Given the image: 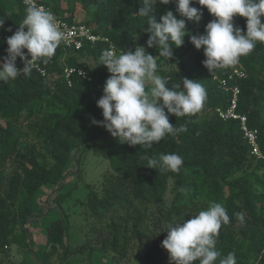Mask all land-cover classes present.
Listing matches in <instances>:
<instances>
[{"label":"trees","instance_id":"1","mask_svg":"<svg viewBox=\"0 0 264 264\" xmlns=\"http://www.w3.org/2000/svg\"><path fill=\"white\" fill-rule=\"evenodd\" d=\"M14 1L15 5H9L0 0V17L5 20L4 28L0 29V59L7 55L6 39L14 34L25 15V7ZM58 1H52L54 11L75 22L74 11L68 17L60 14ZM71 1L81 5L88 16L83 22L94 28L95 33L108 37L116 53L122 49L134 51L135 37L139 34L141 43L147 47L146 18L136 15L140 0ZM191 6L201 8L198 4ZM165 9L179 15L174 3H157L154 8L157 22L159 13ZM202 12L199 23L186 21L188 31L197 36L214 19L206 8ZM233 22L246 32L245 18L237 16ZM9 28L11 32L7 31ZM108 48L104 42L85 43L78 51L57 48L48 63L42 62L47 76L33 70L28 78L0 84V120L6 122V126L0 124V253L14 244L32 252L28 230L29 224L37 220L32 217L41 189L46 186L60 190L70 172L69 162L74 160L80 165L93 142L111 136L91 123L93 118L103 119L96 102L102 97L110 74L106 67L99 66V57ZM147 50L153 57L158 56L155 48ZM173 52L170 61L157 57L160 66H168L158 72L167 79L170 88L184 78L199 81L207 92L202 110L193 117L170 116V124L177 127L186 124L188 130L176 137L166 136L150 149L127 144L110 148L102 190L90 188L84 203L96 222L90 233L93 232L98 248L86 243L71 250L63 215L46 227L47 249L41 257L36 256L40 264H56L55 259L60 264H73L72 256L85 250L97 252L103 258L111 254L112 264H120L129 257L139 264H170L169 257L163 260L161 247L166 232L151 245L147 243L153 208L158 211L155 227L161 232L174 219H191L209 201L221 203L230 217V223L222 226L217 237L216 247L222 255L235 252L237 264H264V165L251 155L239 122L224 120L218 113L227 109L230 100V93L221 82L242 65L246 77L229 80V84L239 86L238 112L248 117L250 127L258 128L264 152V44L257 43L238 63L212 73L203 66V50L195 49L188 36ZM85 57L93 65L81 67L80 59ZM16 66H24L19 58ZM66 67L83 69L87 76L84 79L73 75L69 84L64 76ZM22 121L27 123V130L21 128ZM161 153L181 155L184 159L181 171L161 173L159 169L147 168L144 157H158ZM11 166L15 168L9 171ZM181 187L188 192H179ZM186 195H190L192 204H178ZM192 205L195 207L189 212ZM238 212L244 213L243 225L235 219Z\"/></svg>","mask_w":264,"mask_h":264},{"label":"clouds","instance_id":"2","mask_svg":"<svg viewBox=\"0 0 264 264\" xmlns=\"http://www.w3.org/2000/svg\"><path fill=\"white\" fill-rule=\"evenodd\" d=\"M157 3H174L182 18L166 11L157 22L154 16ZM140 4L136 15L146 18L147 47L155 48L157 57L168 61L173 57V50L183 45L185 36L195 49L203 50V66L211 73L235 65L257 43L264 44V0H140ZM193 4L201 8L192 7ZM203 8L214 19L197 36L188 31L186 21L199 23ZM237 16L245 18L246 32L234 25L233 18ZM4 23L0 17V29ZM65 40L66 33L55 15L29 0L17 30L5 41L7 55L0 59V84L30 77L36 61L48 63ZM157 57L139 45L134 51L122 49L119 53L106 49L99 57V66L106 67L110 75L102 97L96 102L103 119L93 118L91 123L104 128L120 144L150 149L166 136L185 133L186 124L173 126L169 115L193 117L207 100L206 89L199 81L184 78L168 87L167 79L158 72ZM17 58L23 68H17ZM144 159L147 168L159 169L161 173H179L184 165L183 157L177 153H161ZM178 191L187 193L188 189L181 187ZM235 219L243 225L244 213H235ZM229 223L227 209L221 203L209 201L191 219H174L164 225L161 233L166 232L167 236L161 247L169 254L170 264H237L235 252L223 256L216 247L220 229Z\"/></svg>","mask_w":264,"mask_h":264},{"label":"rangeland","instance_id":"3","mask_svg":"<svg viewBox=\"0 0 264 264\" xmlns=\"http://www.w3.org/2000/svg\"><path fill=\"white\" fill-rule=\"evenodd\" d=\"M58 5L61 7L62 11L60 14L64 16L68 17L69 14L74 11V17L77 18V21L88 18L78 2L74 3V1L71 0H59ZM166 11L169 10L165 9L159 13V20ZM174 15L177 18L179 17V15ZM141 38L142 34L135 37L136 44L137 46L145 47L148 53L147 47L141 43ZM79 63L81 67H83V65H93V62L88 57L81 58ZM167 67V65L160 66L158 64V69ZM170 116L173 115H169V117ZM262 116L264 119V112ZM0 124L6 126L5 121L0 120ZM26 125L27 123L22 121L21 128L27 130ZM121 145L122 144L111 136L99 138L90 145L80 165H77L74 160L69 162L68 171L70 172L60 190L56 188V191H53L46 186L43 187L38 196L37 206L34 208V216L32 217H35L37 220L29 224L28 231L30 234V248L32 252L23 245L19 246L14 244L3 253H0V264H40L36 256L41 257L42 252L47 249L46 227L54 220L63 217V215H66L65 221L68 225L66 238L68 247L71 250L81 248L86 245V243L98 248L93 232L90 233L93 224H96V222L90 218V214L84 203L91 189L101 192L104 174L109 168L108 150ZM14 168L15 166H11L9 171H12ZM171 200L172 197L169 196L167 198V203L170 204ZM190 201V195H186L178 204L183 203L190 205L192 204ZM194 207L195 205H192L189 212L192 211ZM157 212L158 211L153 208V212L148 220V245H151L154 240L161 236V232L155 227L158 221ZM36 216H39V218ZM108 219L109 215L104 218L105 221ZM162 254L163 260L166 261L169 254L165 249ZM110 255H108L107 258H103V256L99 255L97 252L91 254L89 250H85L84 252L78 251L72 256L71 261L73 264H112ZM55 262L56 264H60L57 259H55ZM120 264H139V262L129 257Z\"/></svg>","mask_w":264,"mask_h":264},{"label":"built area","instance_id":"4","mask_svg":"<svg viewBox=\"0 0 264 264\" xmlns=\"http://www.w3.org/2000/svg\"><path fill=\"white\" fill-rule=\"evenodd\" d=\"M17 1H19L25 7V9L29 3V0ZM52 1L53 0H34V3L39 6H43L47 10H50L60 22L62 29L65 31L66 40L63 41L58 48L78 51L84 47L85 43H91L94 45L99 42H104L109 45L108 49H112L116 52L110 39L108 37H104L98 33H95L94 28H92L88 24L84 23L83 21H75L71 23L65 18L59 16L52 7ZM33 70L40 72L43 76H47L46 70L42 64V60L36 61V66ZM73 75H79L84 79L87 76L83 69L77 67H66L64 69V76L69 84H71ZM246 75L247 73L245 68L242 65H239L233 69L228 79L222 80L221 85L225 91L230 93V100L227 109L224 111L218 110V113L224 120H235L239 122L240 129L244 135V139L250 146L251 155L257 161H262L264 165V152L260 144V132L258 128H252L249 126V119L246 115L238 112L239 96L241 91L237 84L233 86H230L229 84V80L245 78Z\"/></svg>","mask_w":264,"mask_h":264},{"label":"crops","instance_id":"5","mask_svg":"<svg viewBox=\"0 0 264 264\" xmlns=\"http://www.w3.org/2000/svg\"><path fill=\"white\" fill-rule=\"evenodd\" d=\"M5 2L9 3V5H11V4L15 5L16 4L14 0H5ZM75 20H77V18H75Z\"/></svg>","mask_w":264,"mask_h":264}]
</instances>
